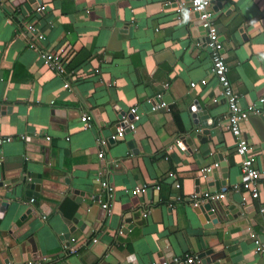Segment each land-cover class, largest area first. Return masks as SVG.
Masks as SVG:
<instances>
[{
    "label": "crops",
    "instance_id": "1",
    "mask_svg": "<svg viewBox=\"0 0 264 264\" xmlns=\"http://www.w3.org/2000/svg\"><path fill=\"white\" fill-rule=\"evenodd\" d=\"M38 1L39 12L26 2L14 6L0 0V135L11 137L0 146V179L5 174L11 183L0 197L7 201L5 211L0 206V264H151L170 255L204 261L199 255L206 251L220 254L213 264H264V252H256L253 243L264 245V0L210 4L238 105L257 110L239 125L251 166L260 173L256 198L242 188L248 179L227 130L218 82L207 74L206 44L192 37L187 19L181 18L190 0ZM38 51L59 53L64 75L48 71ZM194 101L208 117L199 129H207L209 138L190 151L180 137ZM113 107L117 116L135 107L138 119L132 131L101 148L97 137L106 139L117 122ZM96 109L102 128L93 115ZM83 114L93 119L86 130L79 121ZM18 155L29 171L53 181L50 192L38 197L44 220L24 199L23 185H16ZM217 155L227 172L223 188L214 194L223 195L224 205H236L240 215L228 214L204 229L191 212V197L194 180L217 164ZM99 173L112 187L110 196L92 192ZM65 182L70 191L84 193V208H93L96 217L101 203L111 210L109 217H92L89 228L80 220V230H88L70 235L72 252L59 239L78 207L68 198ZM142 185L144 192L131 195ZM206 192L200 184L203 199ZM251 206L249 220L244 209ZM26 209L30 214L20 220ZM6 249L8 257H1ZM129 256L133 260L127 262Z\"/></svg>",
    "mask_w": 264,
    "mask_h": 264
},
{
    "label": "water",
    "instance_id": "2",
    "mask_svg": "<svg viewBox=\"0 0 264 264\" xmlns=\"http://www.w3.org/2000/svg\"><path fill=\"white\" fill-rule=\"evenodd\" d=\"M11 1V3L14 6H18L23 4L24 2L28 3V4H32L31 8L32 9H36L37 6H39V1L38 0H9ZM210 4H214L213 0H209ZM187 21L189 23V27L192 28L191 29V35L192 37L196 38H200L205 44H207V38L205 36L204 30L201 27V21L198 19V15L194 14V13H190L187 15ZM221 31H223V29H221ZM120 31H118L119 33ZM164 98H168L167 95L164 96ZM164 98L161 99L162 102H164ZM159 100H157V103L159 104ZM118 108L117 107H113V113L114 111H116ZM102 111V109H101ZM100 112H97V109L93 111V115L95 116L97 122H98V126L102 128L103 123L102 120L99 116ZM186 113L188 114L189 117V126L187 127V129H185V131L183 132L182 137H180V140L183 141V143H185L188 147V150L193 151L195 149H197L198 144L201 145L203 144V142L209 138L208 136V130L204 129V130H200L199 126L202 127H206V123L203 120H206L208 117L205 113L201 112L200 110V106L198 104L197 101H194L192 104H190L187 109H186ZM115 115V113H114ZM125 114L123 112H120V115H115V119L116 120H120L121 116H124ZM127 119H131V116L128 115L126 116ZM110 135L115 133V127H112L110 130ZM107 140V143L109 144H115V141L111 140L109 138V136L105 139ZM180 149H182V145L180 143V145H178ZM28 148L30 149V147L28 146ZM218 157V161L217 162V167L216 168H212L209 171L206 172H200V174L198 175V177L194 180V196H195V206H192L191 212L192 214L196 217V219L198 220L199 224L202 225V227L204 229H208L211 228L212 225H215L218 222L224 221L226 218L228 217V214H235L237 213V216L240 215V212L238 211L236 205H234L233 203L228 204V205H224L223 202L221 200H210V199H206L204 200L199 194V186L200 184H204L205 188H206V193L208 195H212L215 192L220 190V187L223 188L224 186V180L226 179V172H227V168L225 166V163L222 162L220 155H217ZM15 158H17V160L20 163V167L18 168L19 170L17 171L18 173L16 174V177H18V179L16 178V185H23V189H24V199L26 201H28L29 199H32V203L30 204V209H36V212H38L39 214H42L43 216H45L44 214V207L45 206H40L38 205V197H44L42 194L43 192H50V189L52 188V184L53 181L51 180H45V178H42L40 176V174L31 172L28 170L26 164L23 163V156L18 155ZM25 158V157H24ZM215 159V158H214ZM5 176V174H4ZM2 176V180L0 179V197H3V193L4 191H7L10 189V184L9 181H7V179ZM220 179H222L220 181ZM26 180V181H25ZM66 183V182H65ZM15 185V186H16ZM66 187L70 188L69 184L66 183ZM68 188V190L70 191V189ZM67 190V189H66ZM63 191V193H66L67 191ZM221 191H225V189H221ZM84 193L82 191H76V190H71L70 194L68 196L69 199H71L74 204H76L78 207L76 208L74 215L72 217V219L69 221V226H67V231L65 233H63L62 235L59 236V239H64L65 242V246L67 247L69 245V237L70 235L73 233V231L75 229H79L80 230V225L81 222L80 220H82L85 224V226L87 228H89L92 224V220L93 218H102V212L99 213L100 217H96V212L94 213V211H92L91 209L93 208H84V204H83V196ZM23 199V200H24ZM98 201V196H94L92 198V202L93 205H96ZM193 202V201H192ZM0 206L2 207V210L5 211L7 208V201L5 199H3V201L0 202ZM88 206V205H87ZM30 209H26L24 214L21 216L20 220H24L25 216L30 214ZM236 211V212H234ZM244 212L247 213V218L249 220H251L252 216L254 215L253 212V207H248L246 209H244ZM252 212V213H251ZM91 215V216H90ZM93 217V218H92ZM125 223H130V219H127L125 221ZM131 228L132 225H129ZM87 228H83L80 231H82L83 234H85L87 232ZM15 229V227L13 228ZM9 233V232H8ZM18 248H15L17 250V253L19 252V244L18 246H16ZM4 247L0 246V252L3 251ZM7 249H6V253L1 254V257L7 258ZM220 255V254H218ZM213 255L211 251H206L204 253H202L201 255H199L200 258H205L204 261H201L202 264H213L216 261H218L217 257L218 256ZM212 256V257H211ZM32 257L34 258L35 255H32ZM171 259V255L170 258L167 259V261H169ZM133 260V256H129L127 258V262ZM164 259H161L160 261H162ZM159 261V262H160ZM18 262V261H17ZM29 262V261H28ZM39 264H42L41 261L38 262ZM5 264V263H4ZM31 264V263H29Z\"/></svg>",
    "mask_w": 264,
    "mask_h": 264
},
{
    "label": "built area",
    "instance_id": "3",
    "mask_svg": "<svg viewBox=\"0 0 264 264\" xmlns=\"http://www.w3.org/2000/svg\"><path fill=\"white\" fill-rule=\"evenodd\" d=\"M190 6L189 9H187L183 14H181V18L183 20H186L187 15L190 13H194L198 15V19L202 22L201 27L204 30L205 36L207 38V44L206 48L209 54L210 58V68L207 71L208 75H212L215 77V79L218 82L219 89H220V96L223 99V101L226 104L227 107V130L229 131L234 143H235V153L238 155L241 159V172L244 174L246 179H248V182H245L242 184V188L244 190H248L249 194L252 198L257 197V191H256V183L258 179L260 178V173L254 170L251 166L252 161L247 156L248 152V146L247 143L243 137V134L240 131L239 125L242 121H245L249 114H257V110L253 106H249L246 109H242L238 105V96L233 92L227 77L226 72L227 68L224 64L223 58H222V48H221V41H220V35L218 32V29L216 25L213 22L212 13L210 10V1L209 0H190L189 1ZM43 7L37 6L35 11H42ZM25 30L27 32H33L34 27H32L31 24L25 26ZM37 38L39 39L40 36L38 35ZM33 50H36V48L33 45H30ZM38 55L40 57V60L42 61V64L45 66V68L48 71L56 72L60 75H64V69L60 60V54L59 53H47L38 51ZM94 75H98V71H94ZM205 81L201 80L200 84H204ZM190 87H194L193 83L189 84ZM63 87L67 88L68 84L64 83ZM260 103L263 102V99L259 100ZM155 107H152V110H154ZM130 115L131 119H127L126 116ZM120 120H117L115 127V133L110 135L109 138L113 141H115L117 138H121L125 131H132L133 129V123L138 119V115L136 113L135 107L130 108L128 110V113L124 116L120 117ZM91 120H93L91 117H89L86 114H83L79 121L82 124V129L86 130L91 127ZM45 141H48L49 137L42 133ZM20 140H23L24 137L20 136ZM11 141V137L9 136H2L0 135V146L4 143H8ZM97 144L99 147L103 148L106 146L107 140L100 139L98 136ZM2 154L0 150V155ZM98 159H102V153L99 151L97 155ZM217 164H214L213 167L203 169L202 172L209 171L212 168H216ZM74 171L73 169L71 170ZM169 177L171 179H175V174L171 173L169 174ZM178 185H175V188H177ZM147 186H136L134 187L130 193L131 195H136L138 193L144 192L146 190ZM106 192L108 196H110V193L112 191V187L109 186V184L102 179L100 173L94 180V185L92 187V192L94 194H99L100 192ZM222 194H213L208 195L207 193L204 194V199H210V200H219L222 198ZM192 200V206H195V196L193 195L191 197ZM32 199H29L27 203L30 205L32 203ZM99 208L102 211V215L109 217L111 215V210L108 208V205L106 203L99 204ZM260 214L264 215V208L260 209ZM39 218L41 220H44V216L42 214H38ZM144 216V215H143ZM263 232H264V224H263ZM75 243V240L73 238L69 239V245L67 246V250L72 252L73 251V244ZM254 243V249L256 252H264V245L260 244L256 239L253 240ZM19 264V263H18ZM151 264H202L200 259L195 256H187L183 260L179 258H171L169 261L162 260L157 263H151Z\"/></svg>",
    "mask_w": 264,
    "mask_h": 264
}]
</instances>
